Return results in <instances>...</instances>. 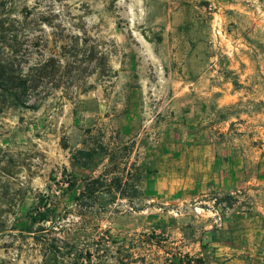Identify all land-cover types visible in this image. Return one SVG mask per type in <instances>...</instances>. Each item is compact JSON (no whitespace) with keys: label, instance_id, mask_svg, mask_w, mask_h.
<instances>
[{"label":"rangeland","instance_id":"rangeland-1","mask_svg":"<svg viewBox=\"0 0 264 264\" xmlns=\"http://www.w3.org/2000/svg\"><path fill=\"white\" fill-rule=\"evenodd\" d=\"M0 61V264H69L20 231L43 195L92 264H264V0H0Z\"/></svg>","mask_w":264,"mask_h":264},{"label":"trees","instance_id":"trees-1","mask_svg":"<svg viewBox=\"0 0 264 264\" xmlns=\"http://www.w3.org/2000/svg\"><path fill=\"white\" fill-rule=\"evenodd\" d=\"M28 84L29 79L27 77H23L21 74L16 75L7 63L0 61V112L8 106H24L21 97L26 95ZM105 185L106 180L103 177L88 178L85 180L84 191L79 197L74 198L75 205L80 211H82V206L84 204L87 205V201L96 198L95 194ZM70 188L71 185L69 184L67 187L63 188V191L69 190ZM69 211L72 210L64 208L61 212L58 211V207L51 197L43 195L39 198L34 209L26 214V218L29 220V227L20 231H22V233L31 234L34 239L41 243L44 247L43 249H45V253H47L48 257H50L53 262H58L60 259L64 260L66 257L70 259L69 264H83L82 259H85L87 264H92L93 255L88 251L84 253L78 252L75 243L66 240L63 246H59L58 243H56V238H46V236L51 234L54 227L53 225H56L59 220L65 219V217L71 213ZM76 214L79 215L78 217L85 215L82 212H76ZM44 225L49 226L47 227ZM3 231L4 229L0 230V233ZM137 239L141 244L150 247H154L157 243L160 244V241H158L160 238L155 233L142 234ZM118 253L120 256L116 258L117 263L126 264L121 256V250H118ZM126 255L129 256V254ZM104 257H106V255L102 252L101 254H97L96 258L101 261ZM184 258H186L185 262L178 259L175 264H205L202 257L185 254Z\"/></svg>","mask_w":264,"mask_h":264}]
</instances>
